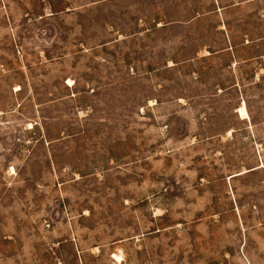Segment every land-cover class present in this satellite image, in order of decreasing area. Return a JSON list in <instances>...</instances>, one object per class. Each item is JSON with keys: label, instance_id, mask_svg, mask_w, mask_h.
<instances>
[{"label": "rangeland", "instance_id": "374dc122", "mask_svg": "<svg viewBox=\"0 0 264 264\" xmlns=\"http://www.w3.org/2000/svg\"><path fill=\"white\" fill-rule=\"evenodd\" d=\"M0 264H264V0H0Z\"/></svg>", "mask_w": 264, "mask_h": 264}, {"label": "bare ground", "instance_id": "6f19581e", "mask_svg": "<svg viewBox=\"0 0 264 264\" xmlns=\"http://www.w3.org/2000/svg\"><path fill=\"white\" fill-rule=\"evenodd\" d=\"M238 113L240 114L241 117L245 118L246 117V112L243 107L238 109Z\"/></svg>", "mask_w": 264, "mask_h": 264}]
</instances>
